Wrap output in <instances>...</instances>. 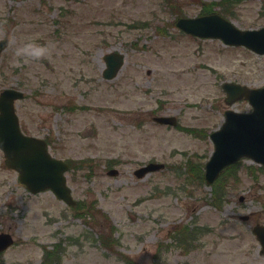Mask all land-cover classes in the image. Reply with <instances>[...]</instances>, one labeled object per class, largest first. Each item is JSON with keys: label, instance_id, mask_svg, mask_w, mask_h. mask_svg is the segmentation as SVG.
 Here are the masks:
<instances>
[{"label": "rangeland", "instance_id": "rangeland-1", "mask_svg": "<svg viewBox=\"0 0 264 264\" xmlns=\"http://www.w3.org/2000/svg\"><path fill=\"white\" fill-rule=\"evenodd\" d=\"M199 1L0 0V39L8 40L0 91L22 90L15 104L22 131L78 164L66 177L83 203L29 192L0 150V232L14 238L0 264H42L43 246L53 243L59 264H264L251 231L264 224V166L240 160L217 207L211 187L184 172L190 157L203 174L208 134L226 109H250L244 99L226 104L221 84L264 83V55L175 26L176 12L197 15ZM231 1L226 16L237 27L264 26V0ZM113 50L125 63L108 80L103 55ZM161 115L180 127L153 121ZM148 161L165 167L136 177ZM185 225L196 233L181 235Z\"/></svg>", "mask_w": 264, "mask_h": 264}, {"label": "water", "instance_id": "water-1", "mask_svg": "<svg viewBox=\"0 0 264 264\" xmlns=\"http://www.w3.org/2000/svg\"><path fill=\"white\" fill-rule=\"evenodd\" d=\"M177 26L194 35L221 38L227 44L243 45L258 54H264V26L239 29L216 13L195 18H180ZM6 44L7 39L0 40V51ZM122 58V55L116 52L104 56L107 65L103 71L104 77L111 78L116 74L122 65ZM222 88L226 93V103L231 104L244 98L251 105V110H226L222 125L210 133L214 149L204 165L206 184H211L225 166L241 157L264 164V85L250 88L235 82H224ZM22 96L21 91L12 88L0 92V149L4 154V162L18 172L19 181L31 192L49 189L64 202L75 204L64 174L68 164L51 156L43 139L26 135L20 129L14 101ZM154 119L159 123L176 124L173 116ZM90 132L91 128L88 127L82 133L85 135ZM162 167V163L150 162L138 168L135 174L141 177ZM108 173L115 174L116 170H109ZM252 232L260 242V253L264 255V225L256 223ZM12 242L9 233H0V251Z\"/></svg>", "mask_w": 264, "mask_h": 264}, {"label": "trees", "instance_id": "trees-1", "mask_svg": "<svg viewBox=\"0 0 264 264\" xmlns=\"http://www.w3.org/2000/svg\"><path fill=\"white\" fill-rule=\"evenodd\" d=\"M215 4L217 3H208L204 5V12L209 11ZM187 131L194 132L193 129L190 128H183ZM79 163H83V161H80ZM73 167H78V164L72 163ZM235 165L229 166L226 168V170L221 174V176L214 182L211 186V200L212 204L215 205L216 207L222 202V199L225 195L226 192V187H225V182L226 178L228 175L232 174L230 171L233 169ZM184 172L187 173V176L191 175L192 180L198 182V183H203V177H202V168H201V163H195L193 162L190 157L187 158V162L185 163L184 167ZM233 177H237L235 173H233ZM83 203H79L78 207H82ZM181 235L189 234L193 236L196 231L194 228L187 229L184 227L181 231ZM102 243L107 245V240L102 239ZM110 243V242H109ZM108 243V245H109ZM43 262L44 264H59L60 262V248L58 247V244H55L53 249L51 250H44L43 254ZM126 264H137L134 263L130 258L126 261Z\"/></svg>", "mask_w": 264, "mask_h": 264}]
</instances>
